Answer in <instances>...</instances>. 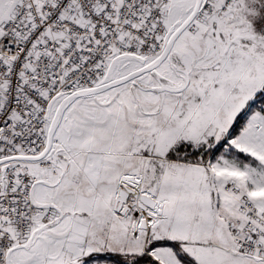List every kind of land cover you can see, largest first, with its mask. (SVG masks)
Wrapping results in <instances>:
<instances>
[{
    "label": "snow or ice",
    "instance_id": "snow-or-ice-1",
    "mask_svg": "<svg viewBox=\"0 0 264 264\" xmlns=\"http://www.w3.org/2000/svg\"><path fill=\"white\" fill-rule=\"evenodd\" d=\"M0 264H264V0H0Z\"/></svg>",
    "mask_w": 264,
    "mask_h": 264
}]
</instances>
